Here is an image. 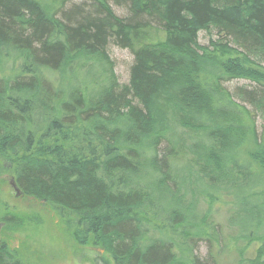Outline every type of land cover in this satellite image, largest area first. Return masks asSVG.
<instances>
[{"label":"trees","instance_id":"1","mask_svg":"<svg viewBox=\"0 0 264 264\" xmlns=\"http://www.w3.org/2000/svg\"><path fill=\"white\" fill-rule=\"evenodd\" d=\"M212 28L222 40L200 46ZM228 40L239 58L216 54L238 53ZM111 44L134 57L128 85ZM259 52L264 0H0V176L113 264H208L220 214L230 264H264V132L249 138L224 87L256 83L236 95L264 109ZM0 264L25 263L1 244Z\"/></svg>","mask_w":264,"mask_h":264},{"label":"rangeland","instance_id":"2","mask_svg":"<svg viewBox=\"0 0 264 264\" xmlns=\"http://www.w3.org/2000/svg\"><path fill=\"white\" fill-rule=\"evenodd\" d=\"M110 5L117 16L121 18L128 16L125 9L115 6L112 1ZM219 39L222 40V36H219L214 28L202 30L199 33V44L202 47L211 48V41L219 42ZM229 43L238 53L222 55L223 50H217L216 54L222 56L223 60L240 56L238 47L232 41ZM108 53L115 63L119 83L128 85L131 67L134 64L133 55L128 50L120 49L112 44L108 47ZM249 57L255 67L264 69V53L250 54ZM224 87L241 108L242 121L250 128V130L246 129V132H249V138L253 130L261 136L264 132V109L261 108V104L245 103V100L236 93H239V89L254 91L261 90L262 87L248 80H232L224 84ZM11 175L8 172L0 176V214H10L19 219L22 225L9 228L0 223V245L7 246L25 264H98L97 261L101 262L100 258H105L113 264L111 258L100 247L82 245L49 206L24 196L17 197L10 183L13 178ZM229 219L227 214V220ZM216 229L222 242L219 249L222 253L208 242H202L198 243V256L208 264L235 262L238 256L234 251L241 243L233 242L234 233L227 226L225 216L222 214L216 220ZM254 254L252 249L246 257L253 258Z\"/></svg>","mask_w":264,"mask_h":264},{"label":"water","instance_id":"3","mask_svg":"<svg viewBox=\"0 0 264 264\" xmlns=\"http://www.w3.org/2000/svg\"><path fill=\"white\" fill-rule=\"evenodd\" d=\"M11 186L14 189V191L16 192L17 197H20L23 195V193L21 192V190L18 188V185L16 184V181L14 180V178H11Z\"/></svg>","mask_w":264,"mask_h":264}]
</instances>
